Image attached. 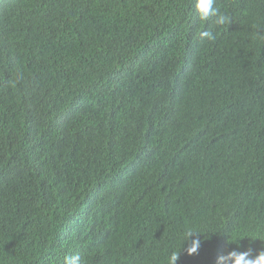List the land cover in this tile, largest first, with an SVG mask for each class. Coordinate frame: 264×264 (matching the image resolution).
I'll use <instances>...</instances> for the list:
<instances>
[{"label": "trees", "instance_id": "trees-1", "mask_svg": "<svg viewBox=\"0 0 264 264\" xmlns=\"http://www.w3.org/2000/svg\"><path fill=\"white\" fill-rule=\"evenodd\" d=\"M12 3L0 264H58L43 243L57 219L90 251L81 264H167L188 228L204 242L177 264L264 248V0H216L224 26L194 0Z\"/></svg>", "mask_w": 264, "mask_h": 264}, {"label": "clouds", "instance_id": "clouds-1", "mask_svg": "<svg viewBox=\"0 0 264 264\" xmlns=\"http://www.w3.org/2000/svg\"><path fill=\"white\" fill-rule=\"evenodd\" d=\"M0 1V17H2L3 12L7 9V3L16 2L17 0ZM194 2L195 11L201 21L207 22L215 18L214 22L218 26L232 24L231 16L221 12L219 8L215 6L216 0H194ZM199 38L214 40L215 36L211 31L204 30L199 33ZM57 224V229L53 231L52 238L48 241L43 240L44 245L59 252L60 256L58 264H81V261H83L85 256L91 255L90 251L87 248H82L83 246L79 244L78 231H75L74 228L68 225L64 220L57 219ZM10 225L9 222H6L2 226L10 227ZM196 233L201 232L188 228L183 236L181 248L187 242L185 251L189 256L198 254L199 249L204 242L198 235L196 238L190 239ZM64 242L67 245H64ZM230 242H234L239 246V239L232 238L230 239ZM24 247H26V245H24ZM181 248L179 251L172 250L170 252L167 264H177L180 259ZM0 262L2 263L1 260ZM217 264H264V248L257 251L249 246L246 251H239L237 247L226 254L219 256L217 258Z\"/></svg>", "mask_w": 264, "mask_h": 264}, {"label": "bare ground", "instance_id": "bare-ground-1", "mask_svg": "<svg viewBox=\"0 0 264 264\" xmlns=\"http://www.w3.org/2000/svg\"><path fill=\"white\" fill-rule=\"evenodd\" d=\"M82 220H83V219H82ZM79 224H80V225H82V224H84V222H83V221H81V222H79Z\"/></svg>", "mask_w": 264, "mask_h": 264}]
</instances>
